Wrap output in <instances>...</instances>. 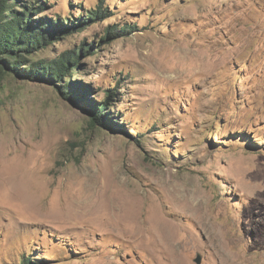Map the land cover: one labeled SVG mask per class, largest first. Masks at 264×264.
<instances>
[{
	"label": "rangeland",
	"instance_id": "obj_1",
	"mask_svg": "<svg viewBox=\"0 0 264 264\" xmlns=\"http://www.w3.org/2000/svg\"><path fill=\"white\" fill-rule=\"evenodd\" d=\"M43 3L65 39L34 60L94 50L80 106L0 75V264H264V0ZM110 88L116 132L90 124Z\"/></svg>",
	"mask_w": 264,
	"mask_h": 264
},
{
	"label": "trees",
	"instance_id": "obj_2",
	"mask_svg": "<svg viewBox=\"0 0 264 264\" xmlns=\"http://www.w3.org/2000/svg\"><path fill=\"white\" fill-rule=\"evenodd\" d=\"M40 2L42 0H0V75L13 73L19 79L47 84L64 81L59 86L61 93L80 106L86 88L83 87L82 81H72L73 70L76 69L79 72L81 56L93 52L94 45L85 41L54 58L34 60L32 57L42 48L47 47L52 36L59 37L61 40L65 39L60 37V31L64 30L66 24L63 23L59 14H57L59 18L57 22L47 15L34 17V11L36 12L46 4L40 5ZM91 9L87 10L88 17L82 15L74 17L73 23L101 21L112 13L101 5L92 9L93 11ZM66 20L72 21L69 16H66ZM118 26V24L109 25L106 29L107 34L102 40L112 37L111 33L115 36L128 34L135 28L128 24L121 28ZM80 31H85V29ZM73 34L70 33L69 36ZM65 79L68 81L67 83ZM107 92L109 93H106L104 100L100 102L93 100L91 111L93 118L90 120V124L94 127L98 125L107 127L111 132H116L115 126L110 123L112 118L109 115L113 112L109 105H111L110 101L113 96L118 95V92L112 88ZM107 109L110 114L106 111ZM103 112H106V115ZM35 259L33 255L22 257L19 264H33Z\"/></svg>",
	"mask_w": 264,
	"mask_h": 264
},
{
	"label": "water",
	"instance_id": "obj_3",
	"mask_svg": "<svg viewBox=\"0 0 264 264\" xmlns=\"http://www.w3.org/2000/svg\"><path fill=\"white\" fill-rule=\"evenodd\" d=\"M200 261H201V258H200V257H198V258H197V262H200Z\"/></svg>",
	"mask_w": 264,
	"mask_h": 264
}]
</instances>
